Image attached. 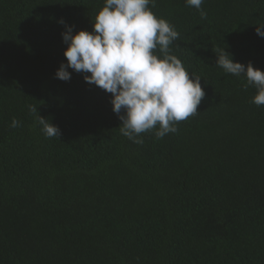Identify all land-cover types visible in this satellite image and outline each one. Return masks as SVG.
Here are the masks:
<instances>
[{"label":"trees","instance_id":"obj_1","mask_svg":"<svg viewBox=\"0 0 264 264\" xmlns=\"http://www.w3.org/2000/svg\"><path fill=\"white\" fill-rule=\"evenodd\" d=\"M104 3L0 0V264H264V106L215 63L225 48L264 71V0H204L205 19L185 0L149 5L179 32L170 53L205 96L143 144L121 134L111 93L55 75L60 21L92 31Z\"/></svg>","mask_w":264,"mask_h":264},{"label":"clouds","instance_id":"obj_2","mask_svg":"<svg viewBox=\"0 0 264 264\" xmlns=\"http://www.w3.org/2000/svg\"><path fill=\"white\" fill-rule=\"evenodd\" d=\"M156 0H105L95 16L93 30L73 32L65 24L62 33L67 44L64 50L67 63H61L55 75L67 81L69 68L84 74L89 84H95L112 94L113 112L119 117L120 132L143 144L142 133L155 130L162 139L177 131L176 125L198 113L205 96L201 77L186 70L182 61L170 53V46L179 38L174 25L152 11ZM205 19L201 7L204 0H185ZM257 35L264 37V23L256 26ZM158 49L160 55L156 54ZM216 65L225 73L243 76L245 89L256 90L252 103L264 106V71L234 61L224 49H217ZM36 123L48 138L60 136V129L48 118L40 116L36 106L29 105ZM21 126L16 118L10 127Z\"/></svg>","mask_w":264,"mask_h":264}]
</instances>
